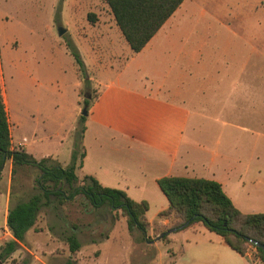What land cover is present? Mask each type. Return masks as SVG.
Segmentation results:
<instances>
[{"label": "rangeland", "instance_id": "rangeland-1", "mask_svg": "<svg viewBox=\"0 0 264 264\" xmlns=\"http://www.w3.org/2000/svg\"><path fill=\"white\" fill-rule=\"evenodd\" d=\"M65 1L0 0V82L7 100L13 146L38 161L47 158L49 164L59 163L63 167L72 163L86 102L98 97L109 80L142 87L147 84L146 75L170 68L166 50L169 46L177 48L164 40L126 62L131 48L115 28L105 0H78L77 28L71 30L65 28L66 21L62 20ZM89 13L97 14V24L88 20ZM170 21L176 41L189 40L190 47L200 44L211 58L216 55L221 60L220 64L205 63V69L231 71L236 75L209 80L216 92L220 87L223 91L199 95L214 101L215 106L199 111L201 114L223 117L225 105L229 109V101L235 96L230 94V87L259 88L247 100V94L238 93L236 108L225 110L227 118L236 112L234 121L222 118L223 123L213 124L204 140L207 139V146L218 144L219 151L232 158V166L251 168V179L238 185L236 191L245 211L262 213L264 0H187ZM61 27L67 30L59 36ZM102 36H108L116 45L101 46L97 39ZM70 42L78 48L83 62L89 63L84 70L71 55L67 46ZM114 54L118 56L112 57ZM225 121L232 123L225 126ZM11 165V160H6L0 180L2 199L5 200L8 186L11 187L10 206L39 193L37 179L41 174L38 168L25 166L12 176ZM77 175V185H84L85 176L79 170ZM150 231L147 241L139 230L130 232L122 211H112L108 206L94 209L78 196L57 210L53 205L44 207L35 228L4 264H158L159 252L165 246L157 248L155 239L163 230L156 228L153 235ZM73 234L81 243L76 253L70 251L67 240ZM8 240L9 237L1 240L0 247ZM247 252L255 255L251 264H263L255 248Z\"/></svg>", "mask_w": 264, "mask_h": 264}, {"label": "crops", "instance_id": "crops-1", "mask_svg": "<svg viewBox=\"0 0 264 264\" xmlns=\"http://www.w3.org/2000/svg\"><path fill=\"white\" fill-rule=\"evenodd\" d=\"M186 1L173 16L181 12ZM79 5L78 0L65 1L61 11L62 20L66 21L65 28H77L75 14ZM173 16L141 52L134 53L131 49L130 58L126 60H133L165 40L169 45L177 46L175 49L169 46L166 50L171 61L170 68L156 75H146L147 84L142 87L120 80H109L106 86H102L100 95L88 110L83 137L85 157L82 167L78 169L84 176L96 178L105 187L123 190L137 202L146 201L149 204L146 218L152 235L156 228L164 229L169 225L168 220L159 219V214L169 207V201L158 183L164 177L215 180L223 186L227 196L242 213L256 214L242 208L244 202L236 191L238 185H245L251 179V168L232 166V158L222 154L218 144L207 146L204 137L212 131L213 124L223 123L222 118L234 121L236 112L227 118L225 110L236 108L238 93L247 94V100L248 95H253L259 88L254 85L242 87L245 89L230 87V94L235 96L229 101V109L225 105L223 117L201 114L199 111L215 106L214 101L199 95L223 91L220 87L216 92V87L209 80L236 75L231 71L205 69V63L214 61L220 64L221 60L216 55L211 58V54L200 44L190 47L189 40L182 38L176 41L172 32L174 25L170 21ZM98 21L97 16L95 24ZM113 24L119 29L114 15ZM121 38H124L123 34ZM97 40L101 46L110 48L116 45L111 43L108 36ZM116 54L120 55L119 52ZM85 66H89V63H85ZM246 76L250 75L246 73ZM3 96L8 112L7 100ZM231 123L224 122L225 126ZM9 173L12 174V165ZM261 193L264 195V191ZM3 196L4 192L0 191V241L13 238L7 225L11 187L7 188L5 200ZM157 238V248L162 244L165 246L159 252L158 264H251L247 254L236 252L222 236L201 223L170 234L171 241L159 242Z\"/></svg>", "mask_w": 264, "mask_h": 264}, {"label": "trees", "instance_id": "trees-1", "mask_svg": "<svg viewBox=\"0 0 264 264\" xmlns=\"http://www.w3.org/2000/svg\"><path fill=\"white\" fill-rule=\"evenodd\" d=\"M185 0H105L114 15L115 21L125 40L134 53L141 52L163 25L174 15ZM88 20L95 24L97 15L90 13ZM71 55L81 68L85 63L78 48L67 44ZM96 97L93 100H96ZM93 100L86 102L88 110ZM86 116H81L79 133L76 136L72 163L67 167L59 163L49 164V159L36 160L24 150L15 149L12 142L9 116L0 82V180L6 160L12 161V176L25 166L38 168L39 193L28 201H17L9 208L7 225L13 238L0 247V264H4L25 242L26 235L35 228L42 209L52 206L55 210L67 201L83 197L86 205L94 209L110 207L112 211H122L127 217L130 232L137 229L148 241L150 224L146 213L149 204L137 202L120 189L103 186L92 176L84 177V185L78 186L77 170L82 167L85 151L83 137ZM159 186L169 201V207L159 214V219L168 220L169 225L162 229L161 241H171V230H185L197 223L222 236L236 252L245 255L249 248H255L256 256L264 264V213L244 214L225 193L223 186L204 178L164 177ZM57 200V204L54 201ZM70 251L76 253L81 243L76 235L68 237Z\"/></svg>", "mask_w": 264, "mask_h": 264}, {"label": "water", "instance_id": "water-1", "mask_svg": "<svg viewBox=\"0 0 264 264\" xmlns=\"http://www.w3.org/2000/svg\"><path fill=\"white\" fill-rule=\"evenodd\" d=\"M66 33V29L65 28H63V27H61L60 29H59V36H62V35H64ZM88 114H89V111L87 110V108L84 110V112H83V116H88ZM176 232V230H171V231H169L168 232V234H172V233H175ZM163 234H161L158 238H157V240H160V239H162L163 238ZM256 245H257V247H259V248H262V249H264V245H262V244H260V243H256Z\"/></svg>", "mask_w": 264, "mask_h": 264}, {"label": "built area", "instance_id": "built-area-1", "mask_svg": "<svg viewBox=\"0 0 264 264\" xmlns=\"http://www.w3.org/2000/svg\"><path fill=\"white\" fill-rule=\"evenodd\" d=\"M248 255V257L250 258V260H252V257L255 256L254 254H252L251 252H247L246 253Z\"/></svg>", "mask_w": 264, "mask_h": 264}]
</instances>
